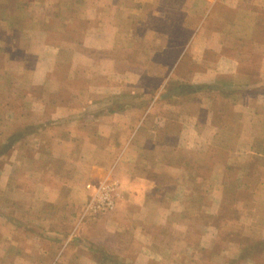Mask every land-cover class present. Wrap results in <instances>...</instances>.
I'll return each instance as SVG.
<instances>
[{"label":"crops","instance_id":"crops-1","mask_svg":"<svg viewBox=\"0 0 264 264\" xmlns=\"http://www.w3.org/2000/svg\"><path fill=\"white\" fill-rule=\"evenodd\" d=\"M81 1L89 4V14H82L87 52L71 65L89 67L88 90L78 108L67 111L63 102L46 122L26 130V150L0 167V264L125 263L130 257L134 264H205V248L212 247L211 264L223 244L228 252L234 245L230 238L222 244L214 229L207 233L200 211L214 212L234 194L231 208L248 222L238 212L244 191L251 210L264 205L263 170L237 171L228 184L225 170L264 163L242 154L264 137V118L257 117L264 101V43L242 37L264 11V0ZM13 3L23 11L36 3L27 12L46 11V0H0L3 7ZM219 3L227 4L231 24L207 25ZM175 14H181L177 32L163 22ZM192 18L189 28L183 26ZM239 64L248 69L235 70ZM227 83L224 101H216ZM110 178L119 184L116 209L81 218L85 184ZM128 227L134 232L131 255L116 236Z\"/></svg>","mask_w":264,"mask_h":264},{"label":"rangeland","instance_id":"rangeland-1","mask_svg":"<svg viewBox=\"0 0 264 264\" xmlns=\"http://www.w3.org/2000/svg\"><path fill=\"white\" fill-rule=\"evenodd\" d=\"M33 4L36 3H29L28 7L29 5L33 6ZM43 5L46 8L45 14L40 9H38L39 11L28 10L27 12V6L23 11L19 3H13L11 7L0 6V167L7 164L6 160L9 156L16 154L15 156L18 157L22 151L26 150V147L23 149V143L24 141L26 143L27 139L21 138L26 130L32 132L34 127H37L36 124L40 125L46 122L51 109L59 106V104L65 106L63 102L66 103L65 109L67 108V111L70 108H78L80 96L83 97L85 91L88 90L85 78L87 77L86 68L89 67H72L71 63L74 62V57H81L79 54L85 55L87 52L86 48L81 45L87 24V19L82 14H89V10H87L89 4L81 0H46ZM195 5V9L198 8V5ZM226 5L219 3V5L211 8L212 16L208 19L207 25L213 22L231 24L228 19L230 14L225 12L227 10ZM257 13L254 24L249 29V34L242 37L247 38L244 39L247 42L261 44L264 43V11H257ZM175 16L177 18L164 19L163 22L172 23V29L177 32L176 29L181 26V14H175ZM195 20V18L189 19L186 22L187 25L183 26L189 28V25L193 24ZM158 22H161V19ZM246 23H252V19H248ZM38 25H40L42 34H33ZM26 30L31 34L24 37L21 35V31L25 32ZM182 37L185 39L186 35ZM78 60L81 61L79 58ZM255 60L252 61L255 62ZM247 69L248 65L239 64L235 70L244 71ZM228 84L223 85L221 90L217 92L216 101H224L225 88L231 86ZM95 94L94 96H97V93ZM262 102L263 104L259 107L260 115L257 116L259 119L264 118V101ZM262 126L264 127V124ZM262 138L260 144L258 142L251 144L253 147L250 150H243L242 154H247V159L249 158L248 155L251 154L264 158V145H262L264 137ZM247 165H251V167ZM237 166L225 167V170L230 171L226 175L227 184L230 181L229 175L233 174L234 176L237 171L254 170L256 172L263 170L264 172V163L257 160ZM235 181L236 179L232 178L231 182ZM104 183L115 184L114 206L107 212L93 213L90 205L96 201L98 188ZM86 184H91V187H86ZM86 184L85 189L88 194L85 197L84 213L81 218L108 215L116 209L117 202L121 198L116 179L110 178L96 183L87 182ZM245 192L238 194V201L242 207L240 208L241 211L238 210V212L239 216L241 214L247 215L248 222L237 218L236 210L234 212V209L231 208L235 200L234 194L230 195L231 203L224 200L220 201L214 212H209L205 208L200 211L201 216L205 217L204 229H214L212 231H215L217 240H220L222 244L224 239L230 238L231 244L234 245L228 252L224 249L223 244L219 254L220 259L214 258V262L217 261L215 264H264V205L260 203L258 204L259 207L251 210L248 205L251 196ZM207 196L206 190L203 198L206 199ZM258 197L263 198V195L258 194ZM181 215L180 213L178 217L175 214L178 222L181 221ZM216 223L220 225L216 226ZM128 225L133 227V224ZM130 229V227L124 229L121 231V235L116 236H121V239L126 242V249L131 255L134 251L133 243L128 242L133 239L131 236L134 232ZM148 229L149 227L144 230L149 233ZM177 229L174 230V233H178ZM212 231L211 233L214 235ZM175 245L180 247L181 242L177 241ZM205 250L206 256L203 260L207 264L206 258L214 256L215 253L212 247L205 248ZM218 253L217 251L216 255ZM224 256L229 257L224 259ZM50 260L45 259L44 261L49 264ZM129 260L130 262L117 263V259L113 258L110 261L103 260L101 262L103 264H134L135 260L132 257ZM90 261L99 263L94 258H91ZM214 262L212 259L211 264ZM145 264H156V262L153 259H147ZM173 264H184V262L177 260L173 261Z\"/></svg>","mask_w":264,"mask_h":264},{"label":"built area","instance_id":"built-area-1","mask_svg":"<svg viewBox=\"0 0 264 264\" xmlns=\"http://www.w3.org/2000/svg\"><path fill=\"white\" fill-rule=\"evenodd\" d=\"M86 187H91V184H86ZM115 184L104 183L98 188L96 201L90 205V209L93 213H104L111 210L115 201Z\"/></svg>","mask_w":264,"mask_h":264}]
</instances>
